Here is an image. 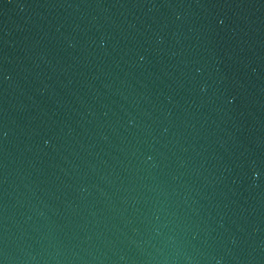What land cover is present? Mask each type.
<instances>
[{"label":"water","instance_id":"water-1","mask_svg":"<svg viewBox=\"0 0 264 264\" xmlns=\"http://www.w3.org/2000/svg\"><path fill=\"white\" fill-rule=\"evenodd\" d=\"M0 264H264V0H0Z\"/></svg>","mask_w":264,"mask_h":264}]
</instances>
